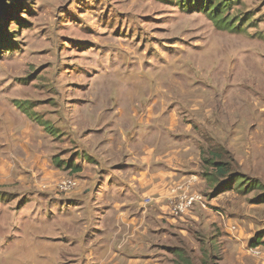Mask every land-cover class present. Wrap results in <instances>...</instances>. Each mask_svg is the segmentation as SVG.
Instances as JSON below:
<instances>
[{"label":"rangeland","instance_id":"374dc122","mask_svg":"<svg viewBox=\"0 0 264 264\" xmlns=\"http://www.w3.org/2000/svg\"><path fill=\"white\" fill-rule=\"evenodd\" d=\"M1 40L0 158L53 152L66 165L80 142L135 138L132 117L163 101L198 133L212 193L242 196L244 250L264 253V204L250 213L264 199V0H0ZM73 167L61 181L78 183Z\"/></svg>","mask_w":264,"mask_h":264},{"label":"crops","instance_id":"0c3cea01","mask_svg":"<svg viewBox=\"0 0 264 264\" xmlns=\"http://www.w3.org/2000/svg\"><path fill=\"white\" fill-rule=\"evenodd\" d=\"M159 105L132 117L135 138L102 139L101 149L80 142L66 165L53 152L0 158V189L14 194L0 198V264H173L165 249H183L185 240L191 254L216 264H264L262 251V262L246 259L251 255L243 247L242 196L227 199L224 187L212 193L203 143L193 141L198 133L183 111ZM70 165L78 183L61 191ZM34 177L49 185L30 188ZM181 186L204 205L173 214ZM263 204L253 203L250 213L260 218Z\"/></svg>","mask_w":264,"mask_h":264},{"label":"built area","instance_id":"2783aa9c","mask_svg":"<svg viewBox=\"0 0 264 264\" xmlns=\"http://www.w3.org/2000/svg\"><path fill=\"white\" fill-rule=\"evenodd\" d=\"M77 185L76 181L72 178L65 179L61 181L58 185L61 191H68L70 189L75 188ZM178 189L181 190V193L176 197V201L172 203L173 209L172 212L175 215L181 214L186 212L187 210L193 208L196 204L204 205L203 198L197 194H189L185 189L184 186L179 187ZM149 200L146 199L145 203H148ZM248 254L260 258L262 255L261 250L258 247H250L247 250Z\"/></svg>","mask_w":264,"mask_h":264},{"label":"trees","instance_id":"16d2710c","mask_svg":"<svg viewBox=\"0 0 264 264\" xmlns=\"http://www.w3.org/2000/svg\"><path fill=\"white\" fill-rule=\"evenodd\" d=\"M3 42H4V40H1L0 43L3 44ZM203 163L205 165L207 164L206 161L205 162L203 161ZM210 166H212V168L214 169L213 176L215 178H226L227 181L231 180L230 182H235L233 180V177H229L231 175H229V171H228V168L226 167V164L222 163L221 161H212ZM204 176L206 177L207 175H204ZM224 190L226 191L229 189L227 187V188H224ZM216 192H217V190L215 191V194H216ZM4 196H7V194H3L0 198H4ZM170 252L172 253V255L175 256V258L173 259V264H192V262L190 260L192 258L187 255L186 250H184V249H170Z\"/></svg>","mask_w":264,"mask_h":264}]
</instances>
